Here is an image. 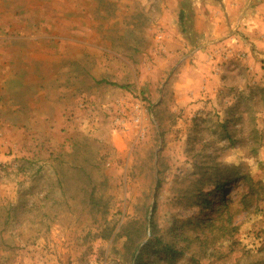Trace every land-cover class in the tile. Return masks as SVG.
I'll return each instance as SVG.
<instances>
[{
  "label": "rangeland",
  "instance_id": "374dc122",
  "mask_svg": "<svg viewBox=\"0 0 264 264\" xmlns=\"http://www.w3.org/2000/svg\"><path fill=\"white\" fill-rule=\"evenodd\" d=\"M168 1L0 0L30 102L67 105L0 128V264H264V0H194L188 32Z\"/></svg>",
  "mask_w": 264,
  "mask_h": 264
},
{
  "label": "crops",
  "instance_id": "0c3cea01",
  "mask_svg": "<svg viewBox=\"0 0 264 264\" xmlns=\"http://www.w3.org/2000/svg\"><path fill=\"white\" fill-rule=\"evenodd\" d=\"M194 0H170L162 5V13H164L166 26L170 28L176 27L178 18L181 12L189 13L190 15L197 10L193 5ZM170 13V22L168 21V14ZM174 13V16H173ZM174 17V20H173ZM199 17V16H198ZM172 20V21H171ZM197 21V20H196ZM195 24V22H194ZM193 25V24H192ZM178 43L182 44L183 39L179 37ZM30 40L18 36H2L0 37V128L4 129L5 133L10 139L16 143H20L22 136L25 134L26 139L30 136L31 124H46L48 130L51 125L59 124L67 107L62 101L54 105V114L52 107L47 109L42 106L39 108L36 105V100L39 103L43 96L45 84H42L38 90V94L31 98L30 102V84L25 85L20 82V76L24 73L30 76ZM32 59L38 61L44 60L41 56H34ZM67 71V67H64ZM77 74H75L76 76ZM78 76V77H77ZM76 79H80L78 74ZM28 82V80H26ZM179 83H182L181 81ZM21 91H26V97L18 101L17 96ZM42 94V97L40 95ZM50 103V102H49ZM48 137V135L46 136ZM48 139V138H47ZM27 142V140H26ZM40 154V153H38ZM40 156V155H38ZM40 161L48 162V159L40 156ZM9 185L0 183V205L5 204V196L8 189H12Z\"/></svg>",
  "mask_w": 264,
  "mask_h": 264
},
{
  "label": "trees",
  "instance_id": "16d2710c",
  "mask_svg": "<svg viewBox=\"0 0 264 264\" xmlns=\"http://www.w3.org/2000/svg\"><path fill=\"white\" fill-rule=\"evenodd\" d=\"M189 16V13H185V12H181L180 13V15H179V20H180V22H182V25H181V27H182V30L184 31V32H188V28H187V24H185V20L187 19V17ZM61 183V182H60ZM217 186H219V185H217ZM205 202H206V200H204ZM207 203H208V201H207ZM96 204V203H95ZM152 227H153V224H152ZM154 228V227H153ZM129 234V233H128ZM150 242H148V244H146V246H144V248L142 249L143 251H145L147 248H149V247H151L150 245H152V242H151V240H149ZM150 250V249H149ZM148 250V251H149ZM136 252V251H135ZM135 252H133V255H134V253ZM144 264L143 263V260H142V256L141 255H139V256H137V258L135 259V264Z\"/></svg>",
  "mask_w": 264,
  "mask_h": 264
}]
</instances>
